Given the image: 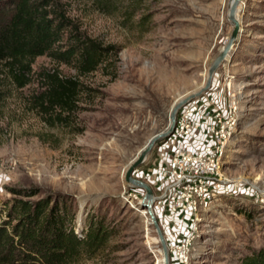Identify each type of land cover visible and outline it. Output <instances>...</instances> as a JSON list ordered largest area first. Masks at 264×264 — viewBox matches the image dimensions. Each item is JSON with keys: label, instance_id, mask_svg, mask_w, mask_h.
<instances>
[{"label": "rangeland", "instance_id": "374dc122", "mask_svg": "<svg viewBox=\"0 0 264 264\" xmlns=\"http://www.w3.org/2000/svg\"><path fill=\"white\" fill-rule=\"evenodd\" d=\"M59 3L71 21L62 50L79 37L108 51L90 73L80 72L75 60L39 56L22 87L0 64V198L26 187L39 196L60 195L75 212L78 233L90 218L104 220V246L74 264H164L157 229L141 205L145 190L124 175L149 138L167 127L173 104L205 85L233 29L230 0ZM236 17L230 52L197 97L224 99L230 89L238 99L220 192L194 214L171 211L159 174L174 143L169 138L157 140L133 173L153 190L168 264H178L168 243L178 247L187 234L186 264H238L264 246V0H240ZM53 71L76 83L75 102L43 110L37 98Z\"/></svg>", "mask_w": 264, "mask_h": 264}, {"label": "trees", "instance_id": "16d2710c", "mask_svg": "<svg viewBox=\"0 0 264 264\" xmlns=\"http://www.w3.org/2000/svg\"><path fill=\"white\" fill-rule=\"evenodd\" d=\"M70 26L59 0H0V64L20 87L28 83L35 59L43 55L61 62L75 60L83 73L96 70L108 49L75 37L62 50L59 44ZM45 79L50 86L37 98L43 110L74 104L73 80L57 71L46 73ZM10 191L13 197L0 198V264H74L106 243L109 232L100 218H90L84 233L74 230L75 212L62 196H39L38 189L27 187ZM238 264H264V246Z\"/></svg>", "mask_w": 264, "mask_h": 264}, {"label": "built area", "instance_id": "2783aa9c", "mask_svg": "<svg viewBox=\"0 0 264 264\" xmlns=\"http://www.w3.org/2000/svg\"><path fill=\"white\" fill-rule=\"evenodd\" d=\"M224 99L196 98L178 109L174 140L166 165L159 174L165 179L164 198L172 212L196 213L220 192L221 164L238 122V99L227 89ZM222 191V190H221ZM190 235L168 247L178 264H186Z\"/></svg>", "mask_w": 264, "mask_h": 264}, {"label": "water", "instance_id": "95a60500", "mask_svg": "<svg viewBox=\"0 0 264 264\" xmlns=\"http://www.w3.org/2000/svg\"><path fill=\"white\" fill-rule=\"evenodd\" d=\"M239 2L240 0H230L228 19L233 24V29L227 44L221 49L219 54L214 58L213 62L211 63L208 69L205 85L201 89L189 93L185 97L179 99L175 104H173L169 113V124L167 125V127L164 130L153 134L149 138L146 145L142 148V150L138 153V155L130 162V164L127 166L125 171L124 179L127 183L135 185L137 187H141L145 190V195L142 199L141 205L142 208L146 209L150 218H152L153 220L154 226L157 229L161 241L164 264H168V251H167V246L165 244V240L159 230L158 224L152 213V202L154 199L153 190L146 182L133 178V173L137 169V167H139L144 162L147 154L151 151L152 147L157 143V140L168 139L174 133L176 113L178 109L184 106L185 104H187L188 102H190L191 100L199 97L204 91H206L209 88L215 70L226 59V57L230 52L231 46L236 39L239 30V21L236 17V11L238 9Z\"/></svg>", "mask_w": 264, "mask_h": 264}, {"label": "bare ground", "instance_id": "6f19581e", "mask_svg": "<svg viewBox=\"0 0 264 264\" xmlns=\"http://www.w3.org/2000/svg\"><path fill=\"white\" fill-rule=\"evenodd\" d=\"M146 212V211H143V213ZM148 213V212H147Z\"/></svg>", "mask_w": 264, "mask_h": 264}]
</instances>
